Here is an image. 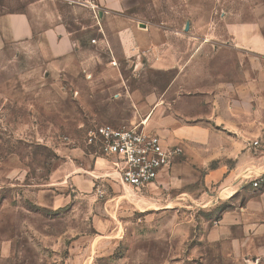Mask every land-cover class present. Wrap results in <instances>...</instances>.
<instances>
[{
	"label": "rangeland",
	"instance_id": "1",
	"mask_svg": "<svg viewBox=\"0 0 264 264\" xmlns=\"http://www.w3.org/2000/svg\"><path fill=\"white\" fill-rule=\"evenodd\" d=\"M18 6V0H0V12ZM252 8L264 11V0H131L117 23L141 33L139 57L122 54L111 21L115 16L105 21L110 49L90 43L75 68L49 69L42 47L11 46L0 53V264H197L193 249L201 245V222L227 207L210 213L211 208L179 205L184 193L199 196L204 172L183 152L170 169L188 163L197 171L195 180L189 175L188 186L168 177L132 189L96 169L100 157L84 135L101 124L131 127L132 114L149 131L137 110L149 93L160 92L179 73L174 87L203 96L205 105L210 95L200 93L210 90V72L240 67H219L208 57L242 54L231 50V43L225 49L224 26L245 20ZM199 40L222 42L224 51L214 54L207 47L194 56L193 42ZM147 49L150 53L142 54ZM161 60L169 70L152 68ZM198 80L202 88L193 85ZM251 156L258 154L252 150ZM257 172L250 169L245 176ZM242 196L264 200V175L246 180ZM167 203L175 209L167 210Z\"/></svg>",
	"mask_w": 264,
	"mask_h": 264
},
{
	"label": "crops",
	"instance_id": "2",
	"mask_svg": "<svg viewBox=\"0 0 264 264\" xmlns=\"http://www.w3.org/2000/svg\"><path fill=\"white\" fill-rule=\"evenodd\" d=\"M130 1L91 0L94 7L89 8L76 2L74 6L69 5V0H18L17 9L0 12V53L11 46L42 47L49 69L75 68L79 64L76 58L90 43L102 50L110 49L105 33L109 26L105 21L115 16L111 21L117 25V45L122 54L139 57L137 43L141 37L137 34L141 33H135L131 24L117 23L121 22L117 16L129 11ZM81 16L90 20L83 21ZM243 16L245 20L224 26L230 41H225L228 43L225 49L232 44L230 49L242 54L225 58L211 54L208 57L210 63L219 67L222 63L230 67L239 63L240 67L210 72V90L200 93L210 95L205 105L202 104L203 96L196 97L185 87L178 90L174 87L180 79L179 73L160 92L149 93L144 105L137 110L143 113L144 121H141L148 132L158 135L165 145L182 148L187 160H193L204 172L199 196L193 198L184 193L180 201L185 200V203L179 205L211 208L208 211L212 213L216 207L227 204L215 219L210 216L201 222L204 228L201 245L193 249V254L198 256L197 264H264V200L242 198L246 180L264 175V151L252 146L255 140L264 137V11L252 8ZM188 29L189 23H185L184 31ZM193 43L194 56L207 47L214 54L224 51L219 41ZM153 45L147 41V46L152 48ZM144 53H150L149 49ZM164 60L153 63L152 68L169 70ZM193 85L202 88L203 83L198 80ZM137 122L136 115L132 114L129 126L140 125ZM252 150L258 156H251ZM188 166V163L175 165L170 171H162L156 180L167 182L169 177L188 186L192 182L190 174L196 176L193 180L199 175ZM95 167L105 170L106 176L112 174L104 159L97 158ZM250 169L259 174L246 177ZM181 172H184L183 179L176 178ZM210 191L215 192L212 199L208 196ZM165 207L175 209L170 203Z\"/></svg>",
	"mask_w": 264,
	"mask_h": 264
},
{
	"label": "built area",
	"instance_id": "3",
	"mask_svg": "<svg viewBox=\"0 0 264 264\" xmlns=\"http://www.w3.org/2000/svg\"><path fill=\"white\" fill-rule=\"evenodd\" d=\"M78 3L94 7L91 0ZM84 141L96 156L108 163L121 184L136 190L152 184L162 171L170 169L183 155L182 148L165 145L158 135L139 125H96L86 130ZM252 146L264 151V137L255 140ZM252 185L254 188L258 187V180H254Z\"/></svg>",
	"mask_w": 264,
	"mask_h": 264
},
{
	"label": "bare ground",
	"instance_id": "4",
	"mask_svg": "<svg viewBox=\"0 0 264 264\" xmlns=\"http://www.w3.org/2000/svg\"><path fill=\"white\" fill-rule=\"evenodd\" d=\"M112 174H114V173H112ZM257 174H259V171L257 172ZM114 175H115L116 178H118L116 174H114Z\"/></svg>",
	"mask_w": 264,
	"mask_h": 264
}]
</instances>
